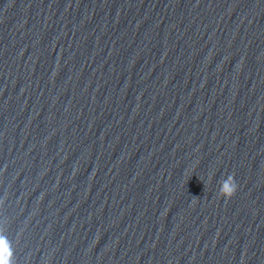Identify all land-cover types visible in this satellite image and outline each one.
<instances>
[{"label":"clouds","instance_id":"clouds-1","mask_svg":"<svg viewBox=\"0 0 264 264\" xmlns=\"http://www.w3.org/2000/svg\"><path fill=\"white\" fill-rule=\"evenodd\" d=\"M211 179V177H209ZM237 191V183L235 181L234 175H228L226 179L220 181L219 196L225 198L226 200L231 199ZM195 197H193V203L196 202ZM0 264H9L7 259H0Z\"/></svg>","mask_w":264,"mask_h":264},{"label":"snow or ice","instance_id":"snow-or-ice-1","mask_svg":"<svg viewBox=\"0 0 264 264\" xmlns=\"http://www.w3.org/2000/svg\"><path fill=\"white\" fill-rule=\"evenodd\" d=\"M5 249L3 248V245L0 244V253H2Z\"/></svg>","mask_w":264,"mask_h":264}]
</instances>
